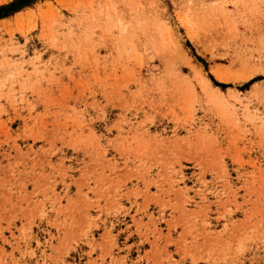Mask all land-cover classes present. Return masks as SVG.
Wrapping results in <instances>:
<instances>
[{
    "label": "rangeland",
    "instance_id": "374dc122",
    "mask_svg": "<svg viewBox=\"0 0 264 264\" xmlns=\"http://www.w3.org/2000/svg\"><path fill=\"white\" fill-rule=\"evenodd\" d=\"M0 264H264V0L0 19Z\"/></svg>",
    "mask_w": 264,
    "mask_h": 264
},
{
    "label": "trees",
    "instance_id": "16d2710c",
    "mask_svg": "<svg viewBox=\"0 0 264 264\" xmlns=\"http://www.w3.org/2000/svg\"><path fill=\"white\" fill-rule=\"evenodd\" d=\"M36 1L37 0H10L8 2L2 3L0 4V19L13 16L17 12L21 11L23 8L32 5ZM198 59L202 61L201 58L198 57ZM203 64L206 65L204 62ZM251 82L252 80H250L248 84H250ZM214 83L221 87L225 86V84L223 83H218V82H214Z\"/></svg>",
    "mask_w": 264,
    "mask_h": 264
}]
</instances>
